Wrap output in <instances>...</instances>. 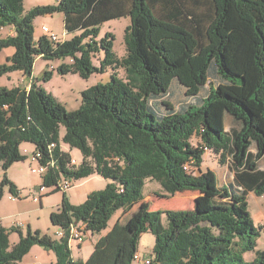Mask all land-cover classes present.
I'll return each instance as SVG.
<instances>
[{
  "label": "trees",
  "instance_id": "obj_1",
  "mask_svg": "<svg viewBox=\"0 0 264 264\" xmlns=\"http://www.w3.org/2000/svg\"><path fill=\"white\" fill-rule=\"evenodd\" d=\"M25 1L0 0V30L13 29L0 38V53L14 48L0 77L19 71L30 79L27 87L0 88V200L6 186L19 196L7 171L27 160L23 143L41 152L42 163L54 160L46 186L93 174L111 182L81 205L63 196L51 215L64 232L58 239L0 224V264L22 262L35 246L53 253L54 264H137L148 232L156 238L150 264H264L258 248L264 226L248 209L251 193L264 196V0H61L29 11ZM54 13L64 14L67 32L80 35L59 43L45 35L36 40L35 19ZM125 17L131 25L126 54L119 57L114 35L99 37L103 24ZM100 55L97 66L93 60ZM38 58L70 59L56 69L62 75L113 74L84 90L81 106L68 111L34 76ZM52 76L46 71L44 82ZM174 81L185 89L178 109L171 102ZM225 116L239 129L227 131ZM72 150L83 156L78 166ZM207 153L229 167L231 181L220 185L211 169L202 171ZM149 180L161 185L160 198L201 192L205 199L194 209L153 210L144 204ZM136 206L135 225L120 220L88 260L74 259L72 225H85L84 239L101 235L117 212L127 215ZM13 232L20 235L14 246Z\"/></svg>",
  "mask_w": 264,
  "mask_h": 264
},
{
  "label": "rangeland",
  "instance_id": "obj_2",
  "mask_svg": "<svg viewBox=\"0 0 264 264\" xmlns=\"http://www.w3.org/2000/svg\"><path fill=\"white\" fill-rule=\"evenodd\" d=\"M57 0H26L24 7L26 11H29L37 6L53 5L57 4ZM64 14L54 13L52 15H44L37 17L34 21V35L38 40L44 36L42 31L43 26L49 28V30L57 35L61 40H71L76 35H80V32L69 33L65 30ZM131 25V19L129 17L113 20L107 22L101 27V34L99 38H102L106 33H112L115 37L114 49L119 57H123L126 54V46L124 42L125 30ZM8 35H13L12 28H5L0 30V38H4ZM14 54V48H7L0 53V65L9 64L7 61ZM103 55L94 58L95 65H100V60ZM71 60H56L48 61L38 58L34 67V76L41 80V85L50 93H52L60 104L68 111L78 109L82 104V92L88 88H91L99 83H107L111 80L113 72L108 70L104 74H94L89 79H83L78 74L69 73L62 75L56 70L62 63H70ZM53 76L50 81L44 82V73L46 71H52ZM120 75L124 76L123 71H120ZM30 83V79L25 77L22 72L14 71L7 73L0 77V88L14 89L17 87H27ZM177 86V87H176ZM209 84L206 88H209ZM171 89L174 90L175 96L171 102L174 108L178 109L185 98V89L182 85L174 81L171 85ZM65 133V128L62 127V136ZM195 143V141H194ZM65 145V144H64ZM36 147L31 143H23L21 151L27 156V160L24 162L16 163L7 171V177L10 179L19 189V196L13 195L10 192L9 186L4 187L3 197L0 200V224L7 229L17 227L23 233L27 235L29 231L32 233L40 232L43 235L47 234L53 239H58L56 233L60 231V227L54 226L51 222V215L54 212H59L63 196L66 195L74 205H81L86 201V197L94 192L103 190L111 181L101 177L98 174H93L86 179L73 182V187L68 192H46L47 194L40 199V186H42V178L37 174L32 173L33 168H38L39 165L36 162L31 161V155ZM65 149L70 151L68 145H65ZM256 151V150H254ZM71 154L77 160L82 162L83 156L79 150H72ZM218 158L212 153H208L205 157V162L202 166V171L206 172L211 169L216 176H219L220 185L232 180L233 174L228 166L221 167L217 163ZM261 169L264 170V158L260 162ZM5 171L0 165V188L1 182L4 178ZM146 200L144 204H151L153 210H189L194 209L196 205L202 204L205 199L204 193H178L172 198H160L156 194H164L161 185L156 181H147L144 189ZM248 209L251 212L254 222L257 226H264V196H257L251 193L248 197ZM139 206H136L132 211L125 215L122 211L117 212L112 220L108 224L107 230L103 233H108L114 225L118 222H122L125 225H135L137 218L139 217ZM261 239L259 240L258 248L264 250V227L261 229ZM90 237L81 243V250H79V244L73 242V254L77 260H88L93 249V244L96 241L98 235H89ZM20 235L18 232H13L10 235L11 244L18 243ZM155 236L148 232L144 233L139 242V253L144 258H150L153 255V248L155 246ZM253 255L249 254L251 258ZM55 256L53 253L48 252L46 249L40 246H35L31 252L24 258V260L18 264H54Z\"/></svg>",
  "mask_w": 264,
  "mask_h": 264
},
{
  "label": "built area",
  "instance_id": "obj_3",
  "mask_svg": "<svg viewBox=\"0 0 264 264\" xmlns=\"http://www.w3.org/2000/svg\"><path fill=\"white\" fill-rule=\"evenodd\" d=\"M57 1L60 2L61 0H57ZM42 30H43L44 34H46L52 42H54V43L61 42V39L57 35L52 33L49 30V28H47L46 26H43ZM54 147H55V145L52 144L50 146V149H53ZM42 160H43V155L41 154V152L36 151L32 155L31 161L36 162L39 165L38 168H33L32 172L34 174L41 176V178L45 179V177H47L49 175L50 169L55 167V162H54V160L51 159L50 161L48 160L46 163H42ZM73 164L78 166L80 164V162L77 159L73 158L72 159V165ZM72 187H73V180L63 178L60 181H58V184H56V185H53V186L48 187V188L45 186L41 187L40 191L45 192L46 190L52 191V190L59 189V190L66 192V191H69ZM70 233L72 236L71 237V241H72L71 243L77 242V243L81 244L85 241V239H84L86 236L85 225H83V224L72 225ZM56 235L58 237H62L64 235V232L62 230H60L56 233ZM135 262L137 264H150V261L149 260H143L142 256L139 253H136V255H135Z\"/></svg>",
  "mask_w": 264,
  "mask_h": 264
},
{
  "label": "crops",
  "instance_id": "obj_4",
  "mask_svg": "<svg viewBox=\"0 0 264 264\" xmlns=\"http://www.w3.org/2000/svg\"><path fill=\"white\" fill-rule=\"evenodd\" d=\"M225 125H226V130L227 131H230V129L231 128H234V129H239V126L234 122V120L230 117V116H225ZM22 146V145H21ZM63 149L64 150H66L65 149V146H63ZM36 150V149H35ZM34 150V151H35ZM34 151H33V153H34ZM32 153V154H33ZM208 154V153H207ZM206 154V155H207ZM206 155H205V157H206ZM32 156V155H31ZM217 163H218V161H217ZM218 178V180H219V176L217 177ZM219 182H220V180H219ZM44 197L45 195H44V193H41L40 194V197ZM88 197V196H87ZM87 197H86V199H87ZM40 199H42V198H40ZM109 232V231H108ZM105 234H107V233H105ZM102 236H104V233L103 234H101V235H98L97 236V238H96V241H95V243L93 244V249H92V251H91V254L93 253V251H94V247H95V244L98 242V240L102 237ZM88 239V238H87ZM15 244H17V243H14V244H11L12 246H14ZM79 246V250H81V246L82 245H78ZM72 252H73V247H72ZM91 254H90V256H91ZM73 257H74V259L75 260H77L76 258H75V256H74V254H73ZM148 259V258H147ZM146 259V260H147Z\"/></svg>",
  "mask_w": 264,
  "mask_h": 264
},
{
  "label": "clouds",
  "instance_id": "obj_5",
  "mask_svg": "<svg viewBox=\"0 0 264 264\" xmlns=\"http://www.w3.org/2000/svg\"><path fill=\"white\" fill-rule=\"evenodd\" d=\"M42 31H43V30H42ZM45 36H47V35L45 34ZM47 37H48V36H47ZM48 39H49V37H48ZM49 40H50V39H49ZM50 41H51V40H50ZM62 41H65V40H61V42H62ZM51 42H52V41H51ZM53 43H54V42H53ZM58 43H59V42H58ZM28 88H29V87H28ZM62 147H63V146H62ZM65 151L68 152V150H65ZM35 152H36V150L34 151V153H35ZM34 153H33V154H34ZM33 154H32V155H33ZM31 157H32V156H31ZM73 158H75V157H73ZM75 159H76V158H75ZM78 161H79V160H78ZM79 162H80V161H79ZM81 163H82V162H80V164H81ZM32 173H33V172H32ZM33 174H34V173H33ZM73 182H74V180H73ZM57 184H58V183H57ZM55 185H56V184H55ZM43 186H45V187H47V188L49 187V186H46V185L44 184V179L42 178V186H40V189H41V187H43ZM52 186H53V185H52ZM50 187H51V186H50ZM71 189H72V188H71ZM71 189H70V190H71ZM57 190H58V191H62V190H59V189H57ZM53 191H55V190H52V191H48V190H46L45 192H41V191H40V194H41V193H44V195H46V194H47L46 192L52 193ZM62 192H64V191H62ZM66 192H68V191H66ZM66 192H64V193H66ZM40 198H41V197H40ZM86 235H87V234H86ZM89 235H90V234H89ZM57 237H58V236H57ZM87 238H88V236H87ZM85 240H87V239H85ZM72 244H73V243H72ZM72 244H71V247H72ZM78 244H79V243H78ZM79 245H81V244H79ZM137 253H139V252H137ZM139 254H140V253H139ZM142 259H143V260H146V259H144L143 257H142ZM147 260H149V259H147Z\"/></svg>",
  "mask_w": 264,
  "mask_h": 264
}]
</instances>
